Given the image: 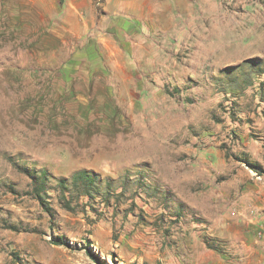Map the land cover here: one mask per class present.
<instances>
[{
    "label": "rangeland",
    "instance_id": "374dc122",
    "mask_svg": "<svg viewBox=\"0 0 264 264\" xmlns=\"http://www.w3.org/2000/svg\"><path fill=\"white\" fill-rule=\"evenodd\" d=\"M82 1L111 45L65 74L41 16L0 21V264H264V0ZM80 169L124 195L68 210Z\"/></svg>",
    "mask_w": 264,
    "mask_h": 264
},
{
    "label": "crops",
    "instance_id": "0c3cea01",
    "mask_svg": "<svg viewBox=\"0 0 264 264\" xmlns=\"http://www.w3.org/2000/svg\"><path fill=\"white\" fill-rule=\"evenodd\" d=\"M10 1H13L15 6L13 17L9 16L12 7L9 5ZM24 6H26V10L23 9V11L21 8ZM25 12L28 15L37 14L43 19L42 25H37V35L32 38L38 41L36 47L42 46L40 41L46 37L68 47L69 51L66 54L70 55V58L55 70L59 74L60 71L65 74L71 70V62L75 61V56L87 55L92 49H97L102 55V48L111 45L110 39L103 38L101 32H89L91 30L90 22L88 15L85 14L82 0H0V21L6 20L7 24L13 22L19 28L21 27L20 23L22 26L26 25V22L22 21ZM4 16L6 18H3ZM40 69L38 68V70Z\"/></svg>",
    "mask_w": 264,
    "mask_h": 264
},
{
    "label": "trees",
    "instance_id": "16d2710c",
    "mask_svg": "<svg viewBox=\"0 0 264 264\" xmlns=\"http://www.w3.org/2000/svg\"><path fill=\"white\" fill-rule=\"evenodd\" d=\"M263 91H261V97ZM261 101H263V99H261ZM250 166L254 167L253 165ZM29 175L32 179L34 197L39 200L41 204L47 205L49 203L47 202V199L50 198V178L48 172L45 170H39L29 173ZM69 180L65 178L57 179L59 200L68 210H73L71 205L75 198H78V202H81V205L83 206H89L90 203H104V205L110 206L112 197L116 198V201H118V198L124 195V192L122 191L118 193L116 192V188L113 187V180L109 178L103 179L99 173L92 170H77L72 174V177ZM45 208L52 217V209L49 207ZM15 257L19 264H22L20 257H18V255H15ZM93 258L97 264H108V262L104 261L101 256L95 255Z\"/></svg>",
    "mask_w": 264,
    "mask_h": 264
}]
</instances>
